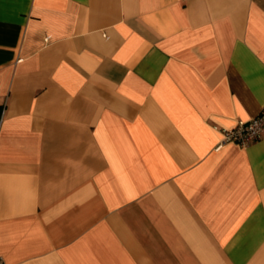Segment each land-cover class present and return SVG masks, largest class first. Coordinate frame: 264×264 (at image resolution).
Wrapping results in <instances>:
<instances>
[{
    "label": "crops",
    "instance_id": "crops-1",
    "mask_svg": "<svg viewBox=\"0 0 264 264\" xmlns=\"http://www.w3.org/2000/svg\"><path fill=\"white\" fill-rule=\"evenodd\" d=\"M3 264H264V0H0Z\"/></svg>",
    "mask_w": 264,
    "mask_h": 264
},
{
    "label": "built area",
    "instance_id": "built-area-1",
    "mask_svg": "<svg viewBox=\"0 0 264 264\" xmlns=\"http://www.w3.org/2000/svg\"><path fill=\"white\" fill-rule=\"evenodd\" d=\"M3 118V109L0 110V124ZM221 143L234 142L245 146L264 137V109L248 121H239L234 127L222 130ZM0 264L3 262L0 259Z\"/></svg>",
    "mask_w": 264,
    "mask_h": 264
},
{
    "label": "trees",
    "instance_id": "trees-1",
    "mask_svg": "<svg viewBox=\"0 0 264 264\" xmlns=\"http://www.w3.org/2000/svg\"><path fill=\"white\" fill-rule=\"evenodd\" d=\"M1 108H2V107L0 106V110H1Z\"/></svg>",
    "mask_w": 264,
    "mask_h": 264
}]
</instances>
